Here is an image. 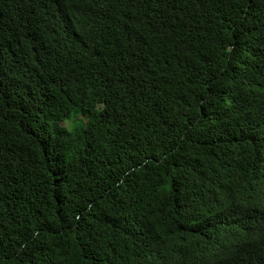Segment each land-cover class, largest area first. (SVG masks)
I'll return each mask as SVG.
<instances>
[{
  "label": "trees",
  "instance_id": "obj_1",
  "mask_svg": "<svg viewBox=\"0 0 264 264\" xmlns=\"http://www.w3.org/2000/svg\"><path fill=\"white\" fill-rule=\"evenodd\" d=\"M0 264H264V0H0Z\"/></svg>",
  "mask_w": 264,
  "mask_h": 264
}]
</instances>
